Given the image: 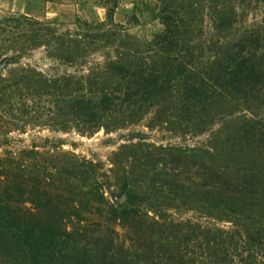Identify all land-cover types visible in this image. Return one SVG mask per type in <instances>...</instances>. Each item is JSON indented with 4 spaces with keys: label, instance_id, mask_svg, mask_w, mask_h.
I'll return each instance as SVG.
<instances>
[{
    "label": "trees",
    "instance_id": "obj_1",
    "mask_svg": "<svg viewBox=\"0 0 264 264\" xmlns=\"http://www.w3.org/2000/svg\"><path fill=\"white\" fill-rule=\"evenodd\" d=\"M159 2L160 32L80 78L18 47L50 34L42 21L0 14L15 43L1 52L0 264H264V0ZM113 35L48 44L71 65L85 37ZM29 123L127 131L106 165L57 134H12Z\"/></svg>",
    "mask_w": 264,
    "mask_h": 264
},
{
    "label": "rangeland",
    "instance_id": "obj_2",
    "mask_svg": "<svg viewBox=\"0 0 264 264\" xmlns=\"http://www.w3.org/2000/svg\"><path fill=\"white\" fill-rule=\"evenodd\" d=\"M108 2L110 6L113 5L112 15L109 19L103 0H0V14L7 12L24 13L39 19L45 27L50 28L53 34H64L57 40L60 46L67 43L66 40L61 41L67 39V34L72 38L83 40V36L87 32H95L103 28L116 33V35L103 37V39L93 40L85 37L87 43L81 44L83 48L78 50V54L75 55L76 59L71 65L64 61V53L60 49L57 50V54L62 59L55 57L50 51L48 42L57 44L56 38H53L51 32L42 37V40L44 37L48 39L47 42L38 38L34 41L26 40L18 44L19 48H32L31 59L38 63L41 69L59 73L69 72L80 78L85 75L100 74L107 62L120 60L121 56L130 53L134 47L139 45L144 47L145 42L163 28L157 18L159 0H108ZM115 4L116 6H114ZM41 34H44V31H41ZM125 34L131 36V39L125 38ZM14 45V42L4 41L0 38V68L4 67L5 71L11 66L6 67L5 62L1 61L3 57L1 52H12L11 48H14ZM23 60L26 61V59ZM4 109L5 106L0 105V115L4 114ZM139 126L133 124L129 128ZM126 131L127 129L121 128L107 133L104 128H101L93 134L82 135L75 129L66 132H54L45 125L29 123L19 130L12 131V134L23 137L26 142H30L37 134H57L68 141H75L77 152L87 157L101 159L106 165H110L112 152L116 150L119 143L123 142L120 133H126ZM156 134L164 142L175 138L173 133L167 130L158 131ZM200 138L201 135L188 136L185 142L192 144ZM110 139H114V141H110ZM177 139L179 138L177 137ZM64 148H70V146L65 144ZM196 210L184 209L183 215L203 214V212ZM212 222L219 226H227L228 224V222L219 220H212Z\"/></svg>",
    "mask_w": 264,
    "mask_h": 264
},
{
    "label": "water",
    "instance_id": "obj_3",
    "mask_svg": "<svg viewBox=\"0 0 264 264\" xmlns=\"http://www.w3.org/2000/svg\"><path fill=\"white\" fill-rule=\"evenodd\" d=\"M124 198H125V195L123 194V195L121 196V200H124Z\"/></svg>",
    "mask_w": 264,
    "mask_h": 264
}]
</instances>
